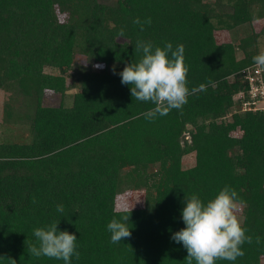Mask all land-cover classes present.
<instances>
[{
	"label": "trees",
	"instance_id": "16d2710c",
	"mask_svg": "<svg viewBox=\"0 0 264 264\" xmlns=\"http://www.w3.org/2000/svg\"><path fill=\"white\" fill-rule=\"evenodd\" d=\"M137 17L152 23L141 31ZM260 20L264 0H0V264H64L28 253L33 230L53 222L78 238L71 264H188L171 239L185 227L184 200L207 202L226 185L253 242L216 264H263L264 110L242 109L249 85L240 73L262 52ZM250 26L254 47L217 38ZM137 40L185 45L194 91L154 121L142 115L154 105L132 97L119 76L142 58ZM72 89L71 106L44 103L48 92ZM19 130L22 140H12ZM130 191L143 192L144 204L119 208ZM125 215L131 236L112 244L107 224Z\"/></svg>",
	"mask_w": 264,
	"mask_h": 264
},
{
	"label": "clouds",
	"instance_id": "9594fccd",
	"mask_svg": "<svg viewBox=\"0 0 264 264\" xmlns=\"http://www.w3.org/2000/svg\"><path fill=\"white\" fill-rule=\"evenodd\" d=\"M133 23L144 31V26L151 25L152 19L147 17L141 21L137 17ZM119 35L124 36L123 29ZM135 50H142V58L126 64L119 76L123 85L131 86L132 97L154 105L142 115L154 121L157 116H166L174 109H182L194 91L188 87L189 67L185 63V45L181 43L173 49L171 42H165L160 47L150 41L137 40ZM253 61L264 67V51L254 56ZM32 203H37L35 195ZM240 203L242 201L236 190L227 185L207 202L197 194L185 198L181 213L185 227L174 232L171 239L186 249L188 264H192L193 260L196 264H216L218 260L235 261L244 255L242 246L245 243L251 244L253 237L247 234L248 230L237 215ZM56 210L63 213L64 206L58 204ZM128 221L129 216L125 215L119 220L113 218L107 224V230L111 233L110 243L118 244L131 236ZM59 223L53 222L33 230L36 242L28 246L30 256L62 260L64 264H71L73 257L77 260L80 258L77 236L67 230H59ZM255 241L259 244L261 238L256 236ZM11 262L16 264L15 260Z\"/></svg>",
	"mask_w": 264,
	"mask_h": 264
},
{
	"label": "rangeland",
	"instance_id": "374dc122",
	"mask_svg": "<svg viewBox=\"0 0 264 264\" xmlns=\"http://www.w3.org/2000/svg\"><path fill=\"white\" fill-rule=\"evenodd\" d=\"M264 24V20H260V21H255L254 25H255V29L256 31H259L261 26ZM254 26H250L248 28H245L243 30H238V31H232V32H228V31H220L217 32V38L219 41H224V40H234L235 42L239 43V41L245 37L242 42L244 45H253V47L256 45L255 43V39L253 37V35H250L251 32L254 30L253 29ZM258 49L260 51H264V36H261L258 40L257 43ZM238 57L242 58L244 56V53L241 49H239L238 52ZM77 62L81 63V64H87L86 58L82 55H77ZM234 76L231 77V79ZM75 89L69 90L67 92V94L65 96H62L59 93H55V92H48L46 94V97L44 99V103L47 105H52V106H59L61 104L65 105V106H71L73 104V99H74V94H75ZM6 98V94L3 90L0 89V133L5 131V128L2 127L3 126V103L5 101ZM27 131V130H26ZM26 132H22V131H14L11 135V139L12 140H16V141H21L22 138L24 137L23 134H25ZM193 161V157L189 156L185 158V166L191 165ZM144 193L143 192H134V191H130L128 193H124L121 194L118 197V207L119 208H133V207H139L142 206L144 204ZM237 215L239 216L241 222L243 221V214H242V208L238 207V211H237ZM264 264V261H263Z\"/></svg>",
	"mask_w": 264,
	"mask_h": 264
},
{
	"label": "built area",
	"instance_id": "2783aa9c",
	"mask_svg": "<svg viewBox=\"0 0 264 264\" xmlns=\"http://www.w3.org/2000/svg\"><path fill=\"white\" fill-rule=\"evenodd\" d=\"M240 73L248 80L249 99L243 100V110H264V67L255 63L244 67ZM244 93L236 96V99H244Z\"/></svg>",
	"mask_w": 264,
	"mask_h": 264
}]
</instances>
